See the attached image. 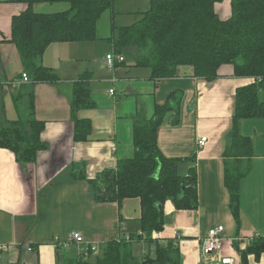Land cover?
<instances>
[{
    "label": "crops",
    "instance_id": "obj_1",
    "mask_svg": "<svg viewBox=\"0 0 264 264\" xmlns=\"http://www.w3.org/2000/svg\"><path fill=\"white\" fill-rule=\"evenodd\" d=\"M28 7L22 1L0 0V121H28L32 96L33 115L45 123L42 139L46 147L29 164L20 163L13 151L0 147V204L20 209L14 213L0 208V264H67L65 259L77 257V246H61L55 240H66L72 231L82 234L85 245L94 244L99 250L112 239L137 234L140 198H126L121 204L97 202L88 181L72 176L73 168L82 164L87 177L94 178L105 168H116L120 160L132 158L137 114L151 118L156 104L167 102L170 93L178 90L183 91L180 119H166L158 130V145L165 156L185 159L179 166L181 175L196 168L199 206L177 209L167 200L165 227L153 236L176 238L182 264H220L218 256H203L201 241L211 228L222 225L223 254L242 264L235 242L243 249L257 234L264 236V118L241 123L242 133L253 140L254 156L241 185L239 231L225 185L223 153L236 90L255 79L236 76L232 64L222 65L220 77L212 82L196 77L191 66H180L172 77L153 78L151 68L137 66L126 55L110 70L106 61L114 51L110 37H117L120 27L138 21L150 7V0H117L113 10L104 13L108 23L104 34H100L106 30L101 23L104 14L99 20L96 40L54 42L36 58L37 65L56 71L57 82L21 83L27 71L10 39L13 16ZM68 8L67 2L32 6L40 13ZM216 9L228 18L230 0L218 3ZM88 72L96 105L79 110L77 116L89 120L92 129L85 141H76L71 96L76 81ZM202 137H207L204 146L199 144ZM149 247L144 240L134 241V256L141 259ZM249 264H264V253L258 260L249 255Z\"/></svg>",
    "mask_w": 264,
    "mask_h": 264
},
{
    "label": "trees",
    "instance_id": "obj_2",
    "mask_svg": "<svg viewBox=\"0 0 264 264\" xmlns=\"http://www.w3.org/2000/svg\"><path fill=\"white\" fill-rule=\"evenodd\" d=\"M28 9L12 18V41L22 56L32 82L55 83L54 69L37 65L54 42L92 41L97 39L98 22L113 10L117 0H18ZM225 0H150V7L131 25L120 27L117 37H110L116 54L134 59L137 66L149 67L153 78L175 76L180 66H191L194 75L215 81L224 64L234 66V74L252 77L254 82L237 88L232 127L228 133L224 156V179L230 194L231 211L238 231L241 227V185L251 169L253 140L241 131L244 119L264 118V0H230L231 15L222 18L216 9ZM67 2L69 8L54 13L32 9L35 3ZM118 63V62H117ZM116 63V64H117ZM91 72L76 81L71 96L76 141H85L91 132L89 120L80 119L81 109L96 103L89 88ZM183 91H172L167 102L156 104L154 115L137 114L132 158L122 159L116 168H105L88 178L81 164L73 168L74 178L86 179L97 202H117L140 198L143 234H133L108 241L95 261L85 257L65 259L67 264H182L176 238H156L166 224L164 204L172 200L177 209L194 210L199 206L197 172L191 167L179 173L183 158L167 157L158 145V130L169 116L180 119ZM28 121H0V147L13 151L23 164L34 163L46 147L42 139L45 123L33 115ZM146 241L149 250L141 259L134 256L132 243ZM242 264L249 255L258 260L264 253V236H256L245 248H239Z\"/></svg>",
    "mask_w": 264,
    "mask_h": 264
},
{
    "label": "built area",
    "instance_id": "obj_3",
    "mask_svg": "<svg viewBox=\"0 0 264 264\" xmlns=\"http://www.w3.org/2000/svg\"><path fill=\"white\" fill-rule=\"evenodd\" d=\"M125 60L123 54H116L115 51H112L107 54L106 61L107 67L110 70H113L117 62H122ZM31 81V78L27 72H23L19 82L28 83ZM114 89H111L110 92L113 93ZM207 137H202L199 140L200 146L206 144ZM224 226L218 225L214 228H211L208 231V234L205 238L202 239V254L205 257L218 256L220 264H239L235 257L230 255L223 254L224 242L223 237ZM139 234H143L141 231ZM258 235V234H257ZM256 235V236H257ZM259 236V235H258ZM128 239L130 236L127 237ZM55 242L61 246H68L69 244H75L77 246V257H91L93 254H98V248L94 244L85 245V239L82 234L78 231H72L69 233L66 240H60L56 238ZM65 247H62L64 249ZM32 250V247L29 248Z\"/></svg>",
    "mask_w": 264,
    "mask_h": 264
},
{
    "label": "rangeland",
    "instance_id": "obj_4",
    "mask_svg": "<svg viewBox=\"0 0 264 264\" xmlns=\"http://www.w3.org/2000/svg\"><path fill=\"white\" fill-rule=\"evenodd\" d=\"M106 15L104 14V16H103V20L101 21V23H102V26H104L105 27V29L106 30H104V29H102L101 30V32H100V34H104L106 31H107V24L108 23H105L106 22V17H105ZM125 16H127V15H125ZM136 18V17H135ZM117 35H118V33H117ZM131 60H133L134 61V59L133 58H131ZM103 248H101L99 251H98V254H93L91 257H88V259L89 260H91V261H95L99 256H101L102 255V253H103V250H102Z\"/></svg>",
    "mask_w": 264,
    "mask_h": 264
},
{
    "label": "clouds",
    "instance_id": "obj_5",
    "mask_svg": "<svg viewBox=\"0 0 264 264\" xmlns=\"http://www.w3.org/2000/svg\"><path fill=\"white\" fill-rule=\"evenodd\" d=\"M0 208H5V210H7V211H12V212H14V213H16V212H18V211L20 210L18 207L7 208V207H5V205H3V204H0Z\"/></svg>",
    "mask_w": 264,
    "mask_h": 264
}]
</instances>
